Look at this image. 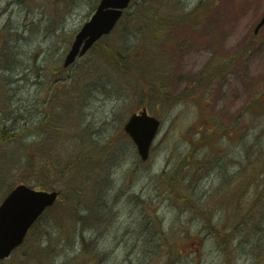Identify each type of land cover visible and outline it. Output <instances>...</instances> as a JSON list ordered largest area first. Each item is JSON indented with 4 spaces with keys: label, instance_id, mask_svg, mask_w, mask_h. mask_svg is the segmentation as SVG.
Returning <instances> with one entry per match:
<instances>
[{
    "label": "rangeland",
    "instance_id": "rangeland-1",
    "mask_svg": "<svg viewBox=\"0 0 264 264\" xmlns=\"http://www.w3.org/2000/svg\"><path fill=\"white\" fill-rule=\"evenodd\" d=\"M97 1L0 0V201L61 193L0 264H264V0H132L61 72ZM143 107L142 163L122 129Z\"/></svg>",
    "mask_w": 264,
    "mask_h": 264
},
{
    "label": "water",
    "instance_id": "water-1",
    "mask_svg": "<svg viewBox=\"0 0 264 264\" xmlns=\"http://www.w3.org/2000/svg\"><path fill=\"white\" fill-rule=\"evenodd\" d=\"M128 0H102L92 18L87 23L67 55L64 66L70 64L79 53L82 43V54L99 36L108 33L121 15L120 9L127 5ZM114 9H108V8ZM264 24V16L258 25ZM159 122L147 116L142 110L134 114L125 124L124 130L130 135L137 146L141 158H147L149 147L157 132ZM56 198V193L34 192L24 186L14 189L0 206V259L9 255L24 237L28 227L37 216L50 206Z\"/></svg>",
    "mask_w": 264,
    "mask_h": 264
},
{
    "label": "trees",
    "instance_id": "trees-1",
    "mask_svg": "<svg viewBox=\"0 0 264 264\" xmlns=\"http://www.w3.org/2000/svg\"><path fill=\"white\" fill-rule=\"evenodd\" d=\"M28 154H29V157H28L29 160L36 159V157H37V154H36L35 151H31V152L28 153Z\"/></svg>",
    "mask_w": 264,
    "mask_h": 264
}]
</instances>
